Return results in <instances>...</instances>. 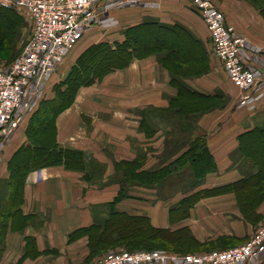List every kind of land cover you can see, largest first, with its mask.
<instances>
[{
  "label": "crops",
  "instance_id": "crops-1",
  "mask_svg": "<svg viewBox=\"0 0 264 264\" xmlns=\"http://www.w3.org/2000/svg\"><path fill=\"white\" fill-rule=\"evenodd\" d=\"M149 2L154 5L114 12L113 16L120 21L118 28L104 33L96 28L66 58V65L69 62L74 67L88 48L101 43L115 48L126 40L125 32L132 28H137L135 32H156L152 39L155 46L159 47L160 41L164 46L82 86L71 106L58 115L53 133L55 143L62 149L83 154L85 166L59 164L37 168L28 174L19 205L15 204L16 209L8 219L0 264H71V253L80 246V259L87 256L88 239H72L99 226L102 218L99 209L109 207L124 189L120 180L124 170L119 165L135 161L141 151L148 149L145 136L140 134L141 127L146 124L156 129L151 145L160 153L167 138L164 130L159 129L178 125L177 121L168 124L169 120L172 122V115L162 120L153 117L149 121L146 112L153 109L172 114L181 110L178 102L184 96L194 105L210 101L219 104L212 109L198 110L206 114L189 122L191 127L200 130L191 140L192 144H203L207 148L205 155L217 165L216 173L207 172L205 176L207 187H215L219 183L217 177L239 174L236 169L227 173V167L221 162L239 150V139L245 134L253 128L264 127V100L252 113L232 109L240 91L214 55L208 30L199 14L187 0ZM212 2L222 10L228 25L251 44L264 48L262 3L259 5L254 0ZM51 91L54 95L53 88ZM29 121L27 118L23 122L22 131L16 133L13 144L1 157L0 179L10 178L13 157L28 144ZM194 147L189 144V151L198 154V146ZM150 159L154 160L152 154ZM145 167L148 166L142 165L138 173ZM133 190L140 191V188ZM118 207L122 212L134 214L126 201Z\"/></svg>",
  "mask_w": 264,
  "mask_h": 264
},
{
  "label": "rangeland",
  "instance_id": "rangeland-1",
  "mask_svg": "<svg viewBox=\"0 0 264 264\" xmlns=\"http://www.w3.org/2000/svg\"><path fill=\"white\" fill-rule=\"evenodd\" d=\"M4 1L0 0V3ZM254 1L259 5L262 2ZM187 3H190L193 9L190 0H187ZM263 4L261 6H264ZM2 8L12 11L15 22L10 26L12 29L0 38V69L10 65L21 55L33 32L32 21L24 11ZM130 8L138 9L139 7ZM3 23L5 27L8 26L6 21ZM119 25L120 21L117 19V24L112 28H118ZM112 28L97 27L96 30L104 33ZM136 35L141 42H151L156 32L137 31ZM106 55L105 51H101L99 57ZM65 61L47 82L46 96L42 97L43 99L54 97L51 88L54 91L56 86L69 79L73 67H70L69 62L66 65ZM218 105L217 101L199 102L194 105L184 96V99L178 102L181 110L173 111L172 114L169 111H153V109L146 112V118L149 121H153V117L162 120L161 118L172 115V122L169 120L168 124L177 121L178 125L159 129L164 130L167 138L166 146L160 153H157L151 145L156 129H150L146 124L141 127L140 134L145 136L148 149L143 152L140 150V157L129 163L131 166L136 165V168L137 166L141 168L142 165L148 167L154 165L153 169L145 167L144 171L140 172L143 176L139 179H133L132 172L127 175L130 173L127 170L120 177L124 189L120 192L118 198L120 200L115 204L114 209L133 217H143L145 222L138 226L131 225L118 229L117 233L110 236V239L102 240L106 222L112 219L113 210L110 207L99 209L100 213L102 212L99 226L96 229L93 227L85 235H75L72 239L76 241L84 237L88 239L87 256L84 255L80 259L82 252L79 250L80 246L78 250L71 253L73 257L71 264H92L110 253L123 251L131 253L158 251L169 257L198 256L243 246L258 233L264 224V127L253 128L250 133L239 139L241 143L239 150L235 154H230L229 159L221 162L227 167L225 169L227 173L236 169L239 174L217 177L219 183L215 187L208 188L205 182L206 174L217 172L215 161L208 158V155H201L200 152L194 153L193 156L189 155L191 152L189 144L197 146L192 144L191 140L200 131L191 127L189 122L199 120L206 114L198 110H208ZM232 109H239L237 99ZM165 120L168 121V119ZM24 123L5 144L0 157H3L13 144L14 136L22 131ZM134 146L136 147V144ZM151 154L154 160H149ZM193 157L198 158L197 161L192 160ZM2 166L1 158L0 171ZM135 187L140 188V191L133 190ZM135 195L140 198H136ZM123 201L129 203L128 209H131L134 214L120 210L118 206ZM145 226H151L165 233L144 232ZM31 256L36 257L33 254ZM255 264H264V255Z\"/></svg>",
  "mask_w": 264,
  "mask_h": 264
},
{
  "label": "built area",
  "instance_id": "built-area-1",
  "mask_svg": "<svg viewBox=\"0 0 264 264\" xmlns=\"http://www.w3.org/2000/svg\"><path fill=\"white\" fill-rule=\"evenodd\" d=\"M212 41L214 55L240 91L239 109L255 112L264 100V48L228 25L212 0H190ZM149 0H5L0 6L25 12L33 32L21 55L0 69V152L38 109L47 82L68 55L97 27L117 24L113 13L152 7ZM1 165V157H0ZM264 255V224L243 246L204 255L169 257L158 251L110 253L92 264H255Z\"/></svg>",
  "mask_w": 264,
  "mask_h": 264
},
{
  "label": "trees",
  "instance_id": "trees-1",
  "mask_svg": "<svg viewBox=\"0 0 264 264\" xmlns=\"http://www.w3.org/2000/svg\"><path fill=\"white\" fill-rule=\"evenodd\" d=\"M260 1H262V4L264 3V0ZM3 21H6L7 27L3 25ZM0 22L1 38L5 32L12 29L10 26L15 22L12 11L0 7ZM135 29L137 28L127 30L125 32L126 40L121 44H116L115 48L108 43H101L88 48L77 60L69 79L55 87L54 97L43 99L37 111L31 116L26 130L28 144L23 146L13 157L10 166V178L7 180L0 179V254L8 228V219L16 209L15 204L17 207L19 205L17 203L20 202L21 190L25 185V179L28 174L37 168L59 164L85 166L83 154L60 148L55 143L53 135L58 115L71 106L79 88L90 85L96 79L103 78L113 69L127 66L135 57H144L154 49L164 47L161 41L160 43L157 42L159 47L155 46L157 45L154 42L155 39L151 42H141L136 35ZM101 51H105L107 55L99 57ZM197 146L201 155L207 152V148L203 144ZM193 153L194 151H191L189 155L191 154L193 156ZM197 159L196 157L192 158L194 161H197ZM130 166V163H122L119 165L124 172L126 170L130 172L128 174L126 172L127 175H130L132 172L133 179H139L140 176H143V173H138L139 166L137 168L136 165H132L131 168ZM9 190L10 194L6 195V192ZM118 198L109 206L113 210L112 219L106 222L104 232L102 233V240L110 239V236L117 233L118 229H124L131 225L138 226L145 222V218L143 217H133L116 211L114 208L115 204L120 200ZM96 227L98 226H95L94 229ZM144 229V232L165 233V231L155 229L151 226H145ZM170 234L173 235L172 233ZM94 239L96 241V238Z\"/></svg>",
  "mask_w": 264,
  "mask_h": 264
}]
</instances>
